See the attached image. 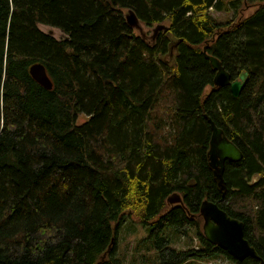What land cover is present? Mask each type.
<instances>
[{
	"label": "trees",
	"instance_id": "obj_1",
	"mask_svg": "<svg viewBox=\"0 0 264 264\" xmlns=\"http://www.w3.org/2000/svg\"><path fill=\"white\" fill-rule=\"evenodd\" d=\"M252 3L236 21L211 12ZM130 8L169 24L147 38L126 22ZM206 43L232 79L247 71L238 96L213 83ZM35 61L50 89L30 75ZM209 117L242 152L225 161L223 189ZM173 191L182 203L167 202ZM205 197L243 221L264 259V0H0V264H94L104 252L99 264H124L126 215L146 229L135 250L152 251L147 264H260L206 239ZM189 231L198 245H174Z\"/></svg>",
	"mask_w": 264,
	"mask_h": 264
},
{
	"label": "water",
	"instance_id": "obj_2",
	"mask_svg": "<svg viewBox=\"0 0 264 264\" xmlns=\"http://www.w3.org/2000/svg\"><path fill=\"white\" fill-rule=\"evenodd\" d=\"M126 22L132 27H139V19L133 9H128L125 13ZM167 25L159 22L153 27L152 38L158 30H164ZM142 34V32L140 31ZM143 35V34H142ZM145 36V35H143ZM204 55L209 59V63L215 70L213 83L219 86L227 85L233 96H238L241 92L247 71L241 72L237 78H231L230 73L222 65L221 61L213 54L207 52V43L202 47ZM29 73L44 88L52 87L45 65L40 61H35L29 66ZM210 124L209 148L207 151L208 163L212 168L213 176L217 180L220 189L225 188L223 171L226 160L236 161L242 157L241 150L224 133L212 118H208ZM168 203H182V197L177 191H173L167 196ZM199 213L203 219V235L211 243L217 244L226 250L230 255L242 260L247 256L259 259L260 264H264V259L249 240L244 236V223L241 219L231 216L225 209L220 207L215 201L205 197L201 200ZM105 252L94 263L102 262Z\"/></svg>",
	"mask_w": 264,
	"mask_h": 264
},
{
	"label": "rangeland",
	"instance_id": "obj_3",
	"mask_svg": "<svg viewBox=\"0 0 264 264\" xmlns=\"http://www.w3.org/2000/svg\"><path fill=\"white\" fill-rule=\"evenodd\" d=\"M241 7L242 5L236 9V13L233 9H230L228 11L212 9L211 12L217 21L226 22L229 19L236 21L240 19V17H245L253 12L256 9L257 4L252 3L248 6H243V8ZM126 12L127 10H124V15ZM139 23V27H134L136 32L139 33L141 31L143 35L149 38L153 34V27L156 24L153 23L152 25H147L141 20L139 21ZM162 23L168 25L169 21L164 20L162 21ZM38 26L43 31L51 33L56 38L65 37L64 32L56 26H51L44 23H38ZM86 119L87 115L82 113L78 116L77 121L82 122ZM124 219V222L116 228L117 237L115 251L118 253V256H120L124 260V264H147L148 262L151 263V260L149 259L145 262H142L141 255L148 256L152 253L150 249L146 248L144 242L142 243V245H140L139 249L135 250V247L146 235L145 227L139 223L138 219L134 215H126ZM173 243L174 245L179 247L198 245L197 240L194 237V231H189L188 235L176 232V234L173 235ZM185 264H232V261L229 260L226 256L219 254L206 260H200V262L196 260H190V262H187Z\"/></svg>",
	"mask_w": 264,
	"mask_h": 264
},
{
	"label": "flooded vegetation",
	"instance_id": "obj_4",
	"mask_svg": "<svg viewBox=\"0 0 264 264\" xmlns=\"http://www.w3.org/2000/svg\"><path fill=\"white\" fill-rule=\"evenodd\" d=\"M208 52V51H207ZM209 53V52H208ZM222 128V127H221ZM223 129V128H222ZM224 131V130H223ZM225 133V132H224ZM225 135H226V133H225ZM227 136V135H226ZM231 140V139H230ZM236 144V143H235ZM238 147V146H237ZM239 148V147H238ZM240 149V148H239Z\"/></svg>",
	"mask_w": 264,
	"mask_h": 264
},
{
	"label": "bare ground",
	"instance_id": "obj_5",
	"mask_svg": "<svg viewBox=\"0 0 264 264\" xmlns=\"http://www.w3.org/2000/svg\"><path fill=\"white\" fill-rule=\"evenodd\" d=\"M224 66V65H223ZM219 87V86H218ZM227 87V86H226ZM248 259V258H247Z\"/></svg>",
	"mask_w": 264,
	"mask_h": 264
}]
</instances>
